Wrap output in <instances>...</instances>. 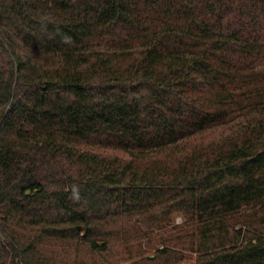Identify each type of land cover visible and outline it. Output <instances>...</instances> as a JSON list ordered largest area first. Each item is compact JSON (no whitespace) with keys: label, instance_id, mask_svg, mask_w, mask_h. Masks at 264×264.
<instances>
[{"label":"trees","instance_id":"trees-1","mask_svg":"<svg viewBox=\"0 0 264 264\" xmlns=\"http://www.w3.org/2000/svg\"><path fill=\"white\" fill-rule=\"evenodd\" d=\"M192 259L264 264V0H0V264Z\"/></svg>","mask_w":264,"mask_h":264},{"label":"rangeland","instance_id":"rangeland-1","mask_svg":"<svg viewBox=\"0 0 264 264\" xmlns=\"http://www.w3.org/2000/svg\"><path fill=\"white\" fill-rule=\"evenodd\" d=\"M182 220H181V217H178L177 218V222H181ZM195 262V259H192V260H190V261H186V262H184L183 264H193Z\"/></svg>","mask_w":264,"mask_h":264},{"label":"water","instance_id":"water-1","mask_svg":"<svg viewBox=\"0 0 264 264\" xmlns=\"http://www.w3.org/2000/svg\"><path fill=\"white\" fill-rule=\"evenodd\" d=\"M29 193V192H28Z\"/></svg>","mask_w":264,"mask_h":264}]
</instances>
